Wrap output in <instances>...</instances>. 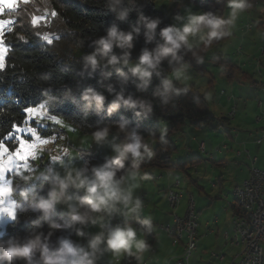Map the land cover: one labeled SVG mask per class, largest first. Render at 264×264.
Wrapping results in <instances>:
<instances>
[{
  "label": "trees",
  "instance_id": "16d2710c",
  "mask_svg": "<svg viewBox=\"0 0 264 264\" xmlns=\"http://www.w3.org/2000/svg\"><path fill=\"white\" fill-rule=\"evenodd\" d=\"M187 1L201 14L211 12L222 17L227 8L224 0ZM250 2L252 5L264 4V0H250ZM108 4L109 0H29L27 5L24 2L18 4L24 10L21 15L28 18L29 22L31 15L42 17L39 21L41 25L39 33L41 36L47 33L53 38V44L47 45L31 29L27 30L28 44L20 43L18 40L20 35L26 34L25 28L9 36L10 51L6 69L0 73V133L7 131L13 121L22 122L25 108L47 102L49 115L60 117L91 137L98 127L108 126L110 132L113 128H118L120 122H126L125 128L129 129V135L121 136L126 142L131 141L133 134L141 136L144 143L149 140L153 141L152 149L155 155L151 159L145 157L140 161H133L129 158L125 160V169L117 173V176L120 177L123 172L133 170L131 167L133 163L139 164V170L184 171L195 160L186 163L173 162L171 153L175 150V145L171 136L181 133L186 124L196 129L202 127L214 129L215 119L208 110L204 95L197 90L189 87L190 91L187 94L181 93L179 96L169 93L167 104L162 103L165 97L158 94V90L161 88L162 81L168 79L167 75L180 68L181 65L188 66L194 72L202 74L204 63H198L192 53L203 56L210 47L216 46L229 36L213 42L207 48L203 43L198 48H191V51L182 49L178 53L180 63L174 61L169 64L167 60H164L154 70L147 88L138 87L140 81L131 75L127 82L121 83L116 69L119 68L128 74V68L119 65L105 67L106 60L100 62L95 72L90 73L83 70L82 57L94 51L95 41L103 37L112 26L122 31H130L140 14L146 17H158L162 23L158 26L157 36L153 41L146 42L142 31L141 35L132 41L133 47L129 50V61H138L143 49L147 48L151 51L161 43L159 31L172 24L170 19L157 10L149 0H123L117 10L127 8L130 13L123 22L116 19L115 13L109 11ZM52 12L56 15H50ZM5 18L15 17H11L8 11L5 13ZM112 54L117 58L123 55L119 49L115 48ZM214 61L225 63L230 67L228 78L231 81L230 73L235 67L232 62H223L219 57ZM172 83L175 88L185 87L175 81ZM87 89H92L105 97L102 109L97 110L95 104L87 105L82 100V95ZM118 93H122L125 97L131 96L134 100L144 101L152 108L151 115L146 116L140 108L130 109L123 105L109 115L107 109ZM197 93L201 97L198 103L193 100ZM137 112L140 113L139 116L136 115ZM160 121L167 123L164 134H160ZM43 197H47V192L43 191ZM38 217V213L17 208L14 220L5 226L0 236V243L6 244L9 240H14L19 244H24L32 239L29 233L33 230L45 236L51 231L52 235L49 237V252H51L59 246V240L69 239L73 242L78 236L75 228L51 230L47 224H43L42 227L33 229V221ZM53 219L58 223H63L67 219V214H61L55 210ZM142 220L136 218L131 222L141 228L140 221ZM144 240L151 246L153 235L144 233ZM40 262L41 255L37 252L33 257V264H40ZM138 263L139 259L136 255H126L120 262V264ZM14 264H26V262L23 259H17Z\"/></svg>",
  "mask_w": 264,
  "mask_h": 264
},
{
  "label": "clouds",
  "instance_id": "9594fccd",
  "mask_svg": "<svg viewBox=\"0 0 264 264\" xmlns=\"http://www.w3.org/2000/svg\"><path fill=\"white\" fill-rule=\"evenodd\" d=\"M122 2L123 0H109L108 4L109 11L115 13L116 19L121 22L125 21L130 14L127 8L117 10ZM224 3L230 10L229 18L225 19L208 12L199 16H191L188 23L182 28L165 27L158 33L161 43L151 51L147 48L143 49L137 63L131 67H129V50L133 47L132 41L141 35V31L146 42L153 41L157 36V28L162 21L158 17H146L140 14L135 26L131 27L130 31H122L112 26L103 37L95 41L94 51L82 57L83 70L90 73L95 72L100 62L106 60L105 67H114L119 64L128 68V74L119 68L116 69L121 83L127 82L129 75H131L140 81L138 87L147 88L154 70L164 60H167L169 64L174 61L180 63L178 53L182 49L191 51L188 40L197 24L206 28L205 35H202L200 39L207 48L213 42L229 36L228 26L235 21L239 13L246 12L252 7L250 0H224ZM176 19L180 18L176 17ZM212 25H216V27H212ZM114 48L123 53L120 58L112 54ZM192 54L198 63H203V56H198L195 52ZM183 67L181 65V68ZM180 70H174V75L177 78H179ZM157 75L159 74L157 73ZM189 91V87L175 88L171 80L165 79L162 81L158 94L165 97L162 103L167 104L169 93L179 96L181 93L187 94ZM203 95L206 100H210L212 97L211 92H204ZM200 99L199 93L193 97L194 102L197 103L200 102ZM82 100L87 105L95 104L96 109L100 110L104 105L105 97L92 89H87L82 95ZM121 105L130 109L140 108L146 116L152 113V108L146 105L144 101L134 100L131 96L125 97L122 93H118L107 109L108 114L114 113ZM136 115L139 116L140 113L137 112ZM118 127L120 130H124L126 122H120ZM108 133V126L98 127V130L92 134L93 139L97 144H100L107 138ZM113 152L115 153L113 157L90 170L84 168L71 169L61 175L49 168L46 172H41L34 177L36 180L48 181L49 189L46 198L34 196L28 201L27 209H23L39 214L38 219L33 221V229L47 224L51 230L75 228L77 235H83L77 226H84L89 223L96 224L98 220L102 219L101 213L111 216L117 205H122L128 209L125 215L140 214L142 202L138 198L134 200L130 190L121 189L122 178L117 179V173L125 169V160L130 158L133 161H140L145 157L151 159L155 152L143 142L141 136L136 134H133L130 142L115 145ZM131 167L135 172H139L138 163H133ZM142 178L147 180L151 177L145 173ZM80 192H83V195H78ZM57 205H63L67 209V219L63 223H58L53 219ZM140 224L141 229L146 234L154 230L150 217L140 221ZM29 235L32 236V239L24 244H19L14 240H9L6 244L0 243V264H5V262L14 264L17 259H23L26 264H33V257L37 252L41 255L40 264H95L96 254L102 243L105 245L103 251H110L114 254L123 252L129 256L134 255L133 248L146 252L150 247L145 240L137 239V230L129 225L116 227L108 232L106 238L104 233L95 235L89 241L90 251H85L69 239H61L59 246L49 252L51 231L47 236L42 233L37 234L34 230Z\"/></svg>",
  "mask_w": 264,
  "mask_h": 264
},
{
  "label": "rangeland",
  "instance_id": "374dc122",
  "mask_svg": "<svg viewBox=\"0 0 264 264\" xmlns=\"http://www.w3.org/2000/svg\"><path fill=\"white\" fill-rule=\"evenodd\" d=\"M149 1L155 5L157 10L161 11L170 19L172 26L177 28H182L187 24L191 16L201 15V12L187 0ZM23 2L24 0H0V4L5 7V13L10 11L9 5L15 6ZM175 10L178 11L179 16H175ZM5 13L0 14V18L8 20L5 18ZM176 17L180 19H176ZM222 17L225 19L230 17V10L228 8H226ZM262 22L264 23V5H260L258 8L253 6V8H250L248 11L239 13L235 21L228 26V31L230 32L229 37L220 41L216 46L210 47L209 50L204 53V72L202 74H198L188 66H184L183 68H178L181 69L179 78L174 75V71L167 75L169 80L175 81L182 86L193 88L200 94L211 92V99H205V101L208 110L215 119L214 129L211 127L196 129L186 124L181 133L173 134L171 139L175 142V150L171 153L172 161L186 163L189 160L203 158L204 147L202 144H206L208 148L213 150H221L223 146L231 145V139H233L235 134L243 133L242 135H244L250 132V87H245V85H250V82L244 83L246 80H241V77H243L242 74H244V72H249L247 80L250 81V44H252L255 37L253 38L250 36V27L248 28V26L251 25L253 31H256V33L260 35V39L264 40V29L261 26H257V24ZM192 31L193 34L189 36L188 42L191 48H198L203 45V41L200 37L205 35L206 29L197 24ZM259 46L258 51L262 52L264 45ZM217 57L223 62L231 61L235 64H240L242 60V64L247 62V69H244V72L241 73H233L235 78L229 81L230 67L225 63L215 62L214 59ZM255 58L259 60L258 57ZM136 63L137 61L135 60L129 61V67ZM233 89H235V92H233ZM227 100L230 102H226ZM34 108L37 109L35 113H33L32 119H36L37 124L43 122L41 127H47V129H44V133L47 135L46 138L33 135L31 143L27 146L22 145L18 149V154L15 155L5 156L4 153L0 152V236L4 232L5 226L14 220L17 208H20V210L27 209L30 199L34 196H41L43 191L48 192L49 182L36 180L34 177L41 172H46L49 168L63 175L65 171L71 169L79 170L84 168L90 170L93 167L100 166L105 163V161L101 160L99 157L105 159L113 157L115 155L113 147L117 144L126 142L121 136H127L130 132L127 128L124 130H120L119 127L113 128L108 133L107 138L102 143L97 144L93 137L80 132L70 123L64 121L60 117L49 115L47 102H43ZM233 108H235V114L232 120L229 119L230 123L228 126L230 129L225 131L222 129V126L218 125V122L226 123L225 127H227L228 114ZM166 127L167 123L160 121V134L165 133ZM50 131L51 134H49ZM229 133L232 134V138L228 135ZM146 144L152 148L153 141L149 140ZM201 147H203V151L200 150ZM204 158L202 164L207 163L205 162L206 158ZM199 168H201V166H199ZM208 168H210V166ZM215 168L214 178H217L220 173L217 171L219 168ZM234 168V165L230 166L227 173L234 174ZM186 169L187 167L185 171ZM140 171L144 173L148 172L149 169ZM168 172L174 175L171 180H175V178L181 179L183 184L187 185V190L194 193L195 187L190 183V178L195 179L196 177L193 171L189 170L188 175L173 169L168 170ZM125 173H131L128 175L130 181H138L140 178L133 170L126 171ZM159 176V174H154L148 179L149 182L145 184V187H143L144 189L142 188L144 192L150 193L149 196L154 195L157 198V202H161V200L164 199V193L161 187L163 180L157 182ZM198 176L207 177L204 171L198 173ZM30 177H32V179H30ZM121 177L122 175H120V177L117 176V179H121ZM213 182H216V180L213 179ZM156 185H158V187ZM120 187L124 191L130 190L132 195L134 194V187L128 180H126L125 184L120 185ZM180 193L183 195L182 191H180ZM78 195H83V192L78 193ZM143 197H146V195H138L137 198L140 200ZM133 199L135 200L136 198L133 197ZM193 199L196 202V198ZM146 201H148V198H146L144 206H142V211L145 210L144 207L147 205ZM123 208L122 205H117L113 209L111 216L104 215L103 213H101L100 216L105 217V219H107L106 221L111 222L114 220L115 213H117V220L113 224L112 229L114 230L118 226L124 227L125 225H129L137 230V239L144 240L143 230L138 228L133 222L128 221L127 223L120 224L119 216L123 214ZM56 210L61 214H67V209L63 205H57ZM171 212L173 213V210H171ZM183 215L177 216L182 217ZM153 226V233H156L157 229L159 230L161 227L156 224H153ZM77 227L81 232L86 229L84 226ZM99 232L103 233L102 231ZM160 232L162 233V231ZM78 236L74 239L73 243L79 245L85 251H90L87 247L89 241L84 242L83 238H79ZM133 252L135 255L140 254L141 257L143 255V253H140L141 251L136 248H133ZM110 253V251H106L105 256L101 258L97 256L95 264H115L114 259L116 257L122 256L123 258V256H125V254L121 252L119 254L113 253L112 256L107 257Z\"/></svg>",
  "mask_w": 264,
  "mask_h": 264
},
{
  "label": "crops",
  "instance_id": "0c3cea01",
  "mask_svg": "<svg viewBox=\"0 0 264 264\" xmlns=\"http://www.w3.org/2000/svg\"><path fill=\"white\" fill-rule=\"evenodd\" d=\"M264 4H253L256 8ZM178 15V11L175 10ZM251 26V25H250ZM264 29V23L257 24ZM250 36L254 38L252 44H250V81L247 80L249 77V72H244L247 69V62L240 61V64L232 63L235 67L232 70L233 73L244 72L242 74L241 80H246L244 83H249L250 85H245V87H250V132L242 135L243 133L235 134L233 139H231L230 146H223L220 149L213 150L208 148L206 144H202L204 147V156L207 162L202 164L203 158H196L191 167H187L186 171H180L188 175V171H193L195 174V179L190 178V183L195 187L194 193L190 192L186 188V184H183L182 180L175 178L171 180L174 175L168 172V170L159 169H149L148 172L142 173L135 172L139 175V180L134 181L128 178L131 173L122 174L121 185L125 184L126 180L134 187L133 197L137 199L138 195L145 194L148 198L147 205L144 207V211L140 214L125 215L128 212L127 208H123V214L119 216L120 224L131 222L136 218L145 219L151 218L152 223L157 226L168 225L173 220V213L168 205L167 193L170 190L182 191L183 198L176 210V215H183L185 212V207L188 199V195H192L196 198L195 202V212L197 215V248L193 253L190 264H233L235 256L241 249V245H233L230 243V239L234 235V225H233V214H234V198L233 190L235 187L241 186V184L248 178L249 170L253 160L254 165L258 169H264V144L258 145L256 141L259 138H264V49L258 51L259 45H264V40L260 39V35L253 31V27L250 28ZM261 52V54H260ZM258 57L259 60H256ZM249 71V70H247ZM235 78L232 77L231 81ZM230 81V79L228 78ZM235 92V89H233ZM229 100V99H228ZM226 102H230V101ZM232 120V119H230ZM230 122H228L229 125ZM222 126V129L227 131L230 129L229 126ZM232 138V134H228ZM173 141V140H172ZM174 142V141H173ZM175 145V142H174ZM201 146V145H200ZM199 146V147H200ZM215 152V153H214ZM204 158V159H205ZM192 161V160H189ZM187 161V162H189ZM174 162V161H173ZM180 163V162H175ZM234 165V174L227 173L230 166ZM201 166V168H199ZM210 166V168H208ZM220 173L217 178H214V173L216 171ZM199 171V172H198ZM205 176H198V173L203 172ZM148 173L150 177L154 174H159L157 182L163 180L162 189L164 193V199L161 202H157V198L154 195L149 196V192H144L142 190L149 181L148 179H143V175ZM127 174V175H126ZM213 179L216 182H213ZM178 182V186L176 183ZM158 187V185H156ZM144 189V188H143ZM43 197V194L41 195ZM131 206V205H130ZM114 220L111 222L106 221L105 217L98 220L96 224H86L84 227L83 235H79V238H83L84 242L90 241L95 235L99 234V231L104 233V236L113 230L112 226L117 220V213L114 215ZM128 217V218H127ZM9 218V216H8ZM161 231V227L159 229ZM157 229L156 233L151 232L153 235L152 245L149 247V251L140 252L143 253L142 257L140 254L138 256V264H174V259L181 254L182 245H172L171 238L161 233ZM87 238V240H86ZM82 242V241H81ZM89 248V244L87 245ZM105 245L102 243L99 246L100 250L97 252L96 257L101 258L105 256L106 251H103ZM88 251V250H86ZM125 254V253H124ZM111 252L108 256H112ZM127 254H125L126 256ZM125 256H118L114 259V263H120ZM132 256H135L132 255ZM102 260V259H101Z\"/></svg>",
  "mask_w": 264,
  "mask_h": 264
},
{
  "label": "built area",
  "instance_id": "2783aa9c",
  "mask_svg": "<svg viewBox=\"0 0 264 264\" xmlns=\"http://www.w3.org/2000/svg\"><path fill=\"white\" fill-rule=\"evenodd\" d=\"M235 108L228 114L227 126L229 122V116L235 114ZM218 125H226L224 122H218ZM256 143L258 145L264 144V138H259ZM203 151V147L200 148ZM255 160L252 161L249 170L248 178L239 187H235V190L241 195L244 203H251L253 224H246L243 220H240V213L235 209L234 202V227L241 228V239H247L248 249L240 257L241 264H264V169H258L255 167ZM145 197L140 201L143 203ZM168 205L171 210H174L173 220L168 225H161V231L168 235L172 240V245L175 246V232L176 228H183L186 230V241L189 242L188 257H181L177 261V264H190V259L194 250L193 240V223L195 214H189V211L185 209L184 215L179 217L176 215V210L179 207L180 191H171V198H167ZM239 241H230L235 245ZM102 250H100L101 252Z\"/></svg>",
  "mask_w": 264,
  "mask_h": 264
},
{
  "label": "snow or ice",
  "instance_id": "6c2138e0",
  "mask_svg": "<svg viewBox=\"0 0 264 264\" xmlns=\"http://www.w3.org/2000/svg\"><path fill=\"white\" fill-rule=\"evenodd\" d=\"M24 3L27 5L28 0H24ZM8 7L11 17L15 18H9L8 20L0 18V73H3L6 69V61L10 51L9 36L19 32L21 28H25L26 34L18 37L20 43H29L27 30L31 29L35 32V35L40 40L46 42L47 45L53 44V38L47 33L42 36L39 33V28L41 27L39 21L42 19L41 16L31 15L29 22L28 18L21 15L24 10L21 9L18 4L15 6L9 5ZM3 13H5V7L0 4V14ZM50 15L55 16L56 13L52 12ZM36 109L37 108L34 107L25 108L23 110L24 118L22 122L13 121L7 131L0 133V152L4 153L5 156L18 154V149L22 145L27 146L31 143L33 135L46 138L47 135H45L44 129H47V127H41L43 122L37 124L36 119H32L33 113H35ZM51 131L49 134H51ZM13 145H15V147H13Z\"/></svg>",
  "mask_w": 264,
  "mask_h": 264
},
{
  "label": "bare ground",
  "instance_id": "6f19581e",
  "mask_svg": "<svg viewBox=\"0 0 264 264\" xmlns=\"http://www.w3.org/2000/svg\"><path fill=\"white\" fill-rule=\"evenodd\" d=\"M234 114L229 116V119H233ZM178 182L176 186H178ZM167 198H171V191H169ZM183 195L180 193V202L182 201ZM233 198L235 202L236 210L240 213V220H243L246 224H253V214H252V206L251 203H244L241 195L238 192L233 190ZM179 202V204H180ZM195 202L191 195H188L187 204L185 209L189 211V214H195L194 223H193V240H197V216L195 210ZM233 225H234V216H233ZM181 239V240H180ZM180 240V241H179ZM239 241L235 245H241V249L235 257H240L244 252L248 249V241L247 239H241V228L234 227V235L229 241ZM182 245V253L181 255L174 260V264H177V261L181 259V257H188L189 251V242L186 241V230L183 228H176L175 232V245ZM197 248V241L194 242V250ZM145 264V263H143ZM233 264H241V258H234Z\"/></svg>",
  "mask_w": 264,
  "mask_h": 264
}]
</instances>
